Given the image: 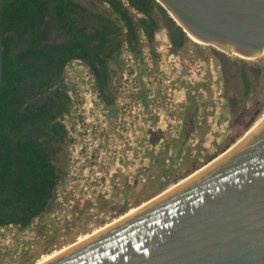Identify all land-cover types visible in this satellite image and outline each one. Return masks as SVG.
I'll use <instances>...</instances> for the list:
<instances>
[{
    "label": "rangeland",
    "instance_id": "obj_1",
    "mask_svg": "<svg viewBox=\"0 0 264 264\" xmlns=\"http://www.w3.org/2000/svg\"><path fill=\"white\" fill-rule=\"evenodd\" d=\"M76 2L89 11L105 13V4L86 0H77ZM133 15L134 17H141L135 12ZM153 17L157 21L158 28L152 42L147 44L146 39L140 37V45L143 50L138 49V53H135L133 60L131 59L132 63L128 60L129 64L135 66L136 77L140 80V83H143L142 78H149L151 81L150 101L148 100L147 103L145 100L138 132L134 135L135 139L132 138L131 141V143H136L135 147L138 146L137 141L139 139L142 141L141 138L148 133L146 128H150V164L143 167L142 161L137 158L139 155L136 154L137 159L133 163L134 166H130L125 172L129 173L130 178L125 177V181H123L124 179H121L119 175L111 173L110 175H113V177L110 178L108 173L115 171L116 166L112 164L109 168V164L106 165L109 163L106 159L109 158L105 149L106 145L102 151L100 162L104 164L105 168H109L104 173V180L108 177V182L103 181L102 188L97 190L101 191L102 194H94L93 196L95 203H97V214L89 212L88 216H81L72 228L65 227L58 231L56 235L44 241L35 240L32 242V249L16 256L15 259L12 258L14 247L19 241H27L28 235L25 231L32 233V230L37 227L36 221L27 228L28 230L25 229L22 232L16 230V235L11 240L12 243L10 241L6 244V238L2 236L0 255L10 257L11 262L8 261L7 264L36 262L43 255H46L45 253L52 250H54L52 252L58 251L63 246L73 243L79 236L90 234L100 227L110 224L116 219H113V212L117 206L126 201L133 204L136 199L144 203L149 200L150 196H154L155 192L171 187L175 181H166L168 171L172 170L177 175L181 174L183 170L189 168L187 161L192 158V154L196 150L203 151L204 147L214 150L215 147L212 145H218L219 148H222L227 142H230L227 149L231 148L263 113L264 57L246 61L219 52L211 46H198L187 39L166 10L164 13L154 11ZM170 37L181 38L183 40L182 46H174ZM51 39L52 41L59 40L54 34ZM123 59L121 54H118L117 67L114 68L115 74L112 75L114 77L112 83L116 77L129 68L124 66ZM147 65H150V71L145 75ZM76 66L79 67L80 65L76 64ZM77 73L79 74L80 71ZM120 78L122 79V77ZM155 82L162 86H157ZM84 92L86 93L85 98H81L78 107L71 105L72 108L69 110L70 114H77L78 111L83 113L81 115L83 120L72 122L71 116L68 119H65V116L61 118V121L64 119L71 127L72 142L69 147L70 143H66V139H64V142L57 148L55 155L54 164L57 168L59 192L74 187L75 181L80 180L77 177H74V179L68 177L69 171L77 176L78 165L76 163L85 159L86 165L84 167L93 166V162L88 165L87 156L89 157L95 152V135L100 128L104 132L105 142L110 139L107 144L110 145L111 149L108 148V151H118L113 147L121 145L115 143L116 135L114 133L116 132L113 131L117 114V105L114 102L115 93L117 92L115 85L111 84L110 86L109 93L113 98V102L111 105H106V119L102 118L104 113H101L95 106L93 92L90 95L88 91ZM167 94L169 96H166ZM191 98L196 107L193 117L190 118L193 122V130L181 144L179 140L184 126L183 115L189 107ZM73 118H76V116H73ZM250 120V124L243 128ZM100 123L101 126H99ZM238 130H241V133L235 136L234 134ZM108 135H111V137H107ZM231 136L235 137L229 140ZM136 153L140 154L141 150H136ZM220 154L219 156L222 155ZM91 158V160H94L95 157L92 156ZM119 158L120 156H118ZM70 160L74 162L71 163ZM191 162L199 165L195 159ZM69 163L71 168H69ZM144 168L146 172L145 181H142L141 178L136 177L138 176L136 171L139 170V173H142L141 170ZM73 182L74 184H72ZM77 185L83 187L85 184L80 182ZM75 191L76 195H79L82 190L76 187ZM99 201L102 203H99ZM52 208L53 201L49 204L42 218L37 219V224L46 218ZM100 214H102L101 218H99ZM95 215L98 218L93 219ZM102 224L104 225L101 226ZM26 261L29 263H26Z\"/></svg>",
    "mask_w": 264,
    "mask_h": 264
},
{
    "label": "trees",
    "instance_id": "obj_2",
    "mask_svg": "<svg viewBox=\"0 0 264 264\" xmlns=\"http://www.w3.org/2000/svg\"><path fill=\"white\" fill-rule=\"evenodd\" d=\"M86 1L105 4V13H90L75 0H1L0 227L13 225L22 232L42 218L53 200L58 183L57 168L52 163L57 149L53 146L64 142L61 118L70 110L63 78L65 64L71 60L85 63L94 75V89L106 105H111L113 98L105 94L110 79L107 59L119 53L124 44L137 54L141 34L147 44L151 43L158 28L153 12H165L154 0ZM134 12L141 17H134ZM86 13V19L94 25L81 26ZM53 34L63 37L65 42L54 43ZM170 40L174 46H182L181 38ZM47 95L50 98L41 103ZM191 100L183 115L179 143L193 130L190 118L196 107ZM241 130L234 135L238 136ZM229 144L222 148L212 145L214 150L204 146L203 151L196 150L187 161L189 168L179 175L168 171L166 181L174 180L175 184L184 179L216 158ZM193 159L199 165L191 162ZM141 203L137 199L134 206L123 202L114 209L113 219ZM88 215L86 207L69 228L81 216ZM9 258L0 255V264H7Z\"/></svg>",
    "mask_w": 264,
    "mask_h": 264
},
{
    "label": "water",
    "instance_id": "obj_3",
    "mask_svg": "<svg viewBox=\"0 0 264 264\" xmlns=\"http://www.w3.org/2000/svg\"><path fill=\"white\" fill-rule=\"evenodd\" d=\"M154 1L207 46L244 58L264 50V0ZM146 202L42 264H264V119L213 165Z\"/></svg>",
    "mask_w": 264,
    "mask_h": 264
},
{
    "label": "built area",
    "instance_id": "obj_4",
    "mask_svg": "<svg viewBox=\"0 0 264 264\" xmlns=\"http://www.w3.org/2000/svg\"><path fill=\"white\" fill-rule=\"evenodd\" d=\"M140 36L143 37L142 34ZM118 54H121V58H124L123 60L126 63H124V66L129 67L128 70L124 71L118 77H116L112 83L113 85H115V89L117 90L114 100L115 104L117 105V114L113 131L116 132L114 133V135H116L115 143L121 144L113 148H116L119 152H112L107 150L108 148H110V145L107 144L108 142H110V139H107L108 142H105L104 132L100 128L95 135V152L89 157L87 156L89 161L88 165L93 162V166L89 165L88 167H84L86 164L85 159H83L79 163H76L78 165V169L76 170L77 176L76 174H72L71 171H69L70 173L68 174V177H72V179H74V177H77L80 178V180L77 179V181H75V186L65 189L66 191L64 192H59L58 186L56 187L52 200V210L49 211L46 218L41 223L37 224V219L35 220V224L37 225V227L34 230L30 229L33 231L32 233H27V231H25L26 235H28L26 239L27 241H19V243L14 247V254L12 255L13 259H15L16 256H19L20 254L26 252L28 249H32V242H34L35 240L44 241L56 235V233L58 231H61L63 228L71 227L75 218H77L79 213L85 209L86 205V207H89L88 209L90 213L94 212L95 214H97V203H95V199H93V196L94 194H102L101 191L99 192L97 190L99 188H102L103 181L108 182V177L104 180V173L108 171L112 164H115L116 170L110 171L108 173V176L110 178L113 177V175H110V173L119 175L120 178L122 176L130 178L128 175L129 173L125 172L130 168V166H134L133 163L137 158L142 161L143 167L150 164V157L148 156L150 146V128H146V132L148 133H146V136H143L141 138L142 141L140 139L137 141L138 146L135 147L136 143H131V141L132 138H134V135L137 134L139 129L141 114L144 111L142 103L143 99L146 100L147 103L148 100L150 101L151 81L149 78H142L143 83H140V80L137 79L135 66L129 64L130 62L132 63L135 53L131 49H128L126 44L123 45ZM128 60H130V62H128ZM76 64L77 63L74 62L69 63L63 68L65 84L68 87V91L66 92V94L69 99L70 109L72 108L71 105H73L74 107H78L80 103L79 101L82 100L81 98H85L86 93L84 91H88L89 95L93 92V101L95 103V106L98 110L101 111V113H104V116H102V118L106 119V104L98 96L97 92L93 88V77L91 73L88 72L87 68H83L81 67V65L77 67ZM149 66L150 65H147V67H145V75L150 71ZM78 71H80L79 74L77 73ZM120 77H122V79ZM160 81L162 82V80ZM155 83L157 86H162L157 82ZM79 90L82 91V93H80ZM166 96H169V94H167ZM81 115H83V113H79V111L77 112V114H70L69 111V114L65 115L64 118L68 119V117L71 116L73 120L72 122H78L79 120H83ZM73 116H76V118H73ZM61 124L64 127L65 139L68 143H70V147L72 142L71 127L68 126V123L64 119L63 121H61ZM99 126H101V123ZM107 137H111V135H108ZM106 145L107 147H105ZM104 147L106 149L107 157H109L106 158L109 161V163L106 164H109V168H105L104 164L100 162ZM136 150H141V153H136ZM136 154L137 156L139 155L137 158ZM92 156L95 157L94 160H91ZM118 156H120L119 159ZM193 157L194 154H192V158ZM75 159L77 158L75 157ZM70 162L73 163L74 161L70 160ZM69 168H71L70 163ZM136 172L138 173V176L136 177H139L142 179V181H145V168L141 170L142 173H139V170H137ZM88 178L90 179L88 180ZM116 180H118V178H116ZM80 182H84L85 185L83 187L78 186L77 183ZM72 184H74V182ZM76 187L81 188V194L76 195ZM101 216L102 214L99 215V218H101ZM95 218L98 217H96L95 215L93 219ZM16 230L17 228L13 225L0 227V247L2 246V236L6 238V244H8L12 240V238L15 237ZM0 251L2 250L0 249Z\"/></svg>",
    "mask_w": 264,
    "mask_h": 264
},
{
    "label": "bare ground",
    "instance_id": "obj_5",
    "mask_svg": "<svg viewBox=\"0 0 264 264\" xmlns=\"http://www.w3.org/2000/svg\"><path fill=\"white\" fill-rule=\"evenodd\" d=\"M169 15H170L171 19L176 23V25L181 28L182 32L187 37V39H189L193 44H196L198 46H207L206 43L200 41L199 39H197L196 37H194L193 35H191L190 33H188V31L185 29V27L180 23V21L174 15H172L171 13H169ZM212 47L215 50L219 51V52H223V53L232 55L234 57L244 59L246 61H253L255 59H259V58H263L264 57V50L262 51V53L260 55H258L256 57L244 58V57H240V56L234 55L230 51H227V50H225L223 48H218V47H215V46H212ZM263 119H264V111L259 116V118L248 128V130L244 133V135L240 139H238L236 141V143L229 150H227V152H225L224 154H222L221 156H219L217 159L213 160L212 162H209L207 165L202 166V168H200V170H197V171L193 172L194 174L192 173L189 176L185 177L184 179L178 181V184L176 183L177 184L176 186L174 184L171 187L165 189L164 190L165 193H167L169 191H172V189H175L176 187H178V185H181L182 183H185V181H188L192 177H195L196 175H198L199 173H201L202 171H204V169H207L209 166L213 165L216 161H218L222 157H224V155H226L228 153V151H230L231 149H233L234 147H236V145H238L245 137H247ZM163 194H161V195H163ZM158 197H160V196H158ZM154 199H157V198H154ZM146 203H149V202L141 203L139 206L134 207V208L130 209L129 211H127L124 215H121L118 218H116L110 224H107L106 226L100 227L99 229L93 231L90 234H83V235L79 236L78 238H76V240L73 243H70L69 245L63 246L60 250L55 251V252H51V253L46 254V255H43L39 260H37L33 264H42L45 261L51 259L52 257H54V256H56V255H58V254H60V253H62L64 251H66V250L70 249L71 247H73V246H75V245H77V244H79V243L87 240L88 238H90V237H92V236L100 233L101 231H103L104 229L110 227L111 225H113V224H115V223H117V222L125 219L126 217H128V216L136 213V211H138L139 209H141V207H144V205H147Z\"/></svg>",
    "mask_w": 264,
    "mask_h": 264
},
{
    "label": "flooded vegetation",
    "instance_id": "obj_6",
    "mask_svg": "<svg viewBox=\"0 0 264 264\" xmlns=\"http://www.w3.org/2000/svg\"><path fill=\"white\" fill-rule=\"evenodd\" d=\"M84 7V6H83ZM86 8V7H85ZM87 9V8H86ZM88 10V9H87ZM89 11V10H88ZM90 13H97V12H92V11H89ZM88 16H87V13L86 14H84L83 15V22L81 23V26H86V24H88L89 26H92V25H94V23L91 21V20H87L86 18H87ZM54 35H56V34H54ZM58 38H59V40H57V41H53L54 43H57V44H62L63 42H65V39L63 38V37H61V36H58V35H56ZM117 56H118V53H114L110 58H108L107 59V61H106V66H107V70H108V73L110 74V79H109V83H108V87H107V89H106V91H105V94L107 95V93H109V90H110V86H111V84H112V80H113V78L114 77H112V75L113 74H115L114 73V68L116 69V67H117ZM77 63V64H79V65H81L83 68H87V70H88V72L89 73H91L90 72V70H89V68H88V66L85 64V63H83V62H81V61H79V60H71V61H69V62H67L65 65H67V64H69V63ZM91 75H92V77H93V88H94V75L91 73ZM96 91V90H95ZM97 92V91H96ZM97 94H98V92H97ZM110 94V93H109ZM98 96H99V94H98ZM100 97V96H99ZM50 98V96L49 95H47L46 97L44 96L43 98H42V102L41 103H43V102H46L48 99ZM103 100V99H102ZM143 106L145 105V100L143 99ZM66 143H67V141H66ZM61 144H55L53 147L55 148V149H57L59 146H60ZM49 147V149L51 148V146H48ZM56 155V154H55ZM148 156H149V154H148ZM54 159H55V156H53V159H52V163L54 164ZM55 165V164H54Z\"/></svg>",
    "mask_w": 264,
    "mask_h": 264
},
{
    "label": "crops",
    "instance_id": "obj_7",
    "mask_svg": "<svg viewBox=\"0 0 264 264\" xmlns=\"http://www.w3.org/2000/svg\"><path fill=\"white\" fill-rule=\"evenodd\" d=\"M75 1H77V0H75ZM121 179H124L123 181H125V177H124V176H122ZM151 197H152V196H150L149 199H151Z\"/></svg>",
    "mask_w": 264,
    "mask_h": 264
}]
</instances>
